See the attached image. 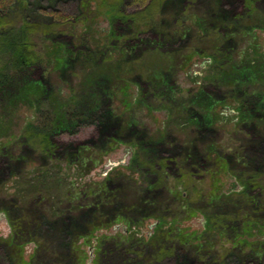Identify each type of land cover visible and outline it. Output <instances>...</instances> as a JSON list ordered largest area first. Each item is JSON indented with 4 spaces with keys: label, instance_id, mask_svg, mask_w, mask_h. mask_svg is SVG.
Segmentation results:
<instances>
[{
    "label": "rangeland",
    "instance_id": "rangeland-1",
    "mask_svg": "<svg viewBox=\"0 0 264 264\" xmlns=\"http://www.w3.org/2000/svg\"><path fill=\"white\" fill-rule=\"evenodd\" d=\"M243 1L119 25L13 0L5 29H51L0 92V264H264V0ZM53 125L46 155L29 128Z\"/></svg>",
    "mask_w": 264,
    "mask_h": 264
},
{
    "label": "trees",
    "instance_id": "trees-1",
    "mask_svg": "<svg viewBox=\"0 0 264 264\" xmlns=\"http://www.w3.org/2000/svg\"><path fill=\"white\" fill-rule=\"evenodd\" d=\"M101 0L97 2L98 11H104L107 14L110 22L123 25L124 23L130 21L133 22L139 19H147L149 13L153 16L156 13L157 8L164 0ZM13 3V0H0V92L7 87V83L10 79V69L16 70L17 73L22 74L28 68H32L34 65L39 63V56L35 54V51L32 45L29 43V37L27 33L34 31L35 28L39 29L43 35H48L50 29L48 26H43L39 24H34L30 26L27 22L16 28L5 29L4 24V15L9 14L7 9ZM252 4L250 0H244L242 2V7H247ZM43 14H46L50 17H53L54 21L57 23H63L68 21L69 16L65 15L64 11L59 10H49L44 9ZM226 14V12H225ZM146 17V18H145ZM232 19V18H231ZM56 23V24H57ZM111 35L118 37L116 33L111 32ZM138 35H142L138 32ZM147 36V34H144ZM227 60H231V56H227ZM229 62V61H228ZM99 119L94 118L98 126L104 124V117L100 115ZM87 122V121H86ZM78 125V124H76ZM103 127V126H102ZM54 130V125L47 129L40 128L37 126H31L29 131H34L40 135L39 140L33 143V145L39 148L40 151L44 154L52 155V151L55 148V142L50 138L52 131ZM75 130V129H74ZM33 132V133H34ZM62 132V131H61ZM70 134H74L72 130L65 131ZM60 133V132H59ZM35 136V137H37ZM137 162V160H136ZM161 168H165L164 164L160 165ZM255 177L250 176L248 182L252 187H258V184L255 182ZM169 255L165 251L159 253L157 259L165 260ZM182 264V263H181Z\"/></svg>",
    "mask_w": 264,
    "mask_h": 264
}]
</instances>
